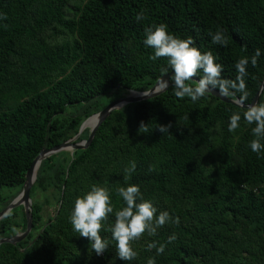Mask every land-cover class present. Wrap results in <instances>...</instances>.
Listing matches in <instances>:
<instances>
[{
	"label": "trees",
	"instance_id": "obj_1",
	"mask_svg": "<svg viewBox=\"0 0 264 264\" xmlns=\"http://www.w3.org/2000/svg\"><path fill=\"white\" fill-rule=\"evenodd\" d=\"M158 24L211 51L225 79L235 80L238 59L264 50V0H0V213L21 194L42 150L74 139L90 117L171 73L167 58L152 61L153 49L143 43L145 29ZM217 29L227 47L212 43ZM247 71L250 105L264 81V55ZM244 110L211 94L178 100L170 86L114 111L88 149L42 162L30 194L32 231L17 245L0 246V264H147L150 257L156 264H264V157L247 147L254 125L244 122ZM233 112L241 113V126L229 132ZM89 136L87 128L76 143ZM132 161L136 171L125 180ZM127 184L179 218L130 242L132 262L117 256L114 215L102 225L109 247L100 256L69 220L92 185L108 188L119 210L115 190ZM27 227L24 207L15 208L0 221V239ZM171 235L176 239L167 243ZM151 242L166 244L165 252L157 255Z\"/></svg>",
	"mask_w": 264,
	"mask_h": 264
},
{
	"label": "clouds",
	"instance_id": "obj_2",
	"mask_svg": "<svg viewBox=\"0 0 264 264\" xmlns=\"http://www.w3.org/2000/svg\"><path fill=\"white\" fill-rule=\"evenodd\" d=\"M135 19H144L141 11ZM211 41L215 45L227 47L229 38L222 29H217L211 34ZM146 47L153 49L150 56L152 61L167 58L171 69L170 80L162 79L159 83L163 89H167L171 83L174 96L178 100L190 98L195 103L206 94L218 93L221 97L232 96L243 107V120L251 127L254 137L247 145L258 157H264V102L247 105L249 92L245 77L248 76V66L256 67L258 60L264 55V50L257 48L254 54L241 57L235 62L237 76L235 80L225 79L222 76L224 67L217 62L218 57L211 51L202 52L195 46L194 40L189 37L182 39L171 33L166 24L154 25L145 29ZM240 112H233L228 119L227 130L235 132L241 125ZM146 126L142 123L141 129ZM163 133L167 127H160ZM137 165L134 161L124 168L125 180L135 173ZM116 195L122 200L123 207L114 211L112 193L108 188L92 185L90 190L76 198L69 220L74 232L79 237L87 238L91 249L97 256L103 255L109 247V240L100 235L103 223L110 215H114V223L110 229L111 240L115 242L119 260L132 262L137 253L132 248V241L140 239L145 233L154 236L159 228L169 223H179L178 217H173L168 211H160L151 200L143 198L140 186L127 184L116 190ZM176 239L175 235L168 237L167 243ZM149 249L156 248L157 255L165 252L166 244L157 247L156 242L147 245ZM147 264H156L155 258L150 257Z\"/></svg>",
	"mask_w": 264,
	"mask_h": 264
},
{
	"label": "water",
	"instance_id": "obj_3",
	"mask_svg": "<svg viewBox=\"0 0 264 264\" xmlns=\"http://www.w3.org/2000/svg\"><path fill=\"white\" fill-rule=\"evenodd\" d=\"M170 75H171V73L164 75L162 78H160L157 81L156 85L152 89H150L149 91H146V92L130 91L129 95L111 103L103 111H101L100 113H98L96 115H93L86 122H84V124L81 127L79 135H77L74 139H72V140H70V141H68V142H66L60 146L54 147L52 149L42 150V152L39 154V156L34 160L32 166L30 167V169L27 173L26 182L24 184V188H23L21 194L4 211H2L0 213V221H1L12 210H14L15 208L23 206L25 209V212H26L27 220H28L27 230L24 233L19 234L13 238L0 239V246L2 244H5V243L17 245L21 241L25 240L27 238V236L30 234V232L32 231L33 214H32V199H31L30 194H31V190H32V188H33V186L37 180L38 170H39L42 162L45 159H47L48 157H51L53 155H57L63 151H69L73 154L77 150L88 149L90 147V145L92 144V142L95 138L96 132L99 129V127L102 125L103 122H105V120L114 111L120 110V109L126 107L127 105H130L133 103H139V102H142L145 100H150V99H153V98L160 96L161 94H163L164 92H166L169 89V87L171 86V83L167 89H163L159 82L162 79L170 80ZM263 89H264V81L261 85L259 93L255 97L253 103H251L250 105L258 103ZM211 95L219 98L220 100H222L226 103H229V104L235 105L237 107L243 108L236 102V100H233V99L229 98L228 96L227 97H221L218 95V93H215V92L211 93ZM93 119L96 120V123L94 125H91V121ZM87 128L90 129L89 138L87 140L82 141V142L76 143V140L80 137V135Z\"/></svg>",
	"mask_w": 264,
	"mask_h": 264
},
{
	"label": "rangeland",
	"instance_id": "obj_4",
	"mask_svg": "<svg viewBox=\"0 0 264 264\" xmlns=\"http://www.w3.org/2000/svg\"><path fill=\"white\" fill-rule=\"evenodd\" d=\"M56 204H52L50 207H48L47 214H52L55 210Z\"/></svg>",
	"mask_w": 264,
	"mask_h": 264
},
{
	"label": "bare ground",
	"instance_id": "obj_5",
	"mask_svg": "<svg viewBox=\"0 0 264 264\" xmlns=\"http://www.w3.org/2000/svg\"><path fill=\"white\" fill-rule=\"evenodd\" d=\"M95 123H96V120L93 119V120L91 121V125H94Z\"/></svg>",
	"mask_w": 264,
	"mask_h": 264
}]
</instances>
